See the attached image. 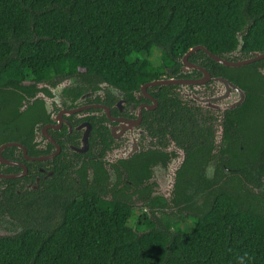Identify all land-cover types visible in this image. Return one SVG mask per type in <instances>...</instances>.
I'll use <instances>...</instances> for the list:
<instances>
[{"label":"flooded vegetation","instance_id":"flooded-vegetation-1","mask_svg":"<svg viewBox=\"0 0 264 264\" xmlns=\"http://www.w3.org/2000/svg\"><path fill=\"white\" fill-rule=\"evenodd\" d=\"M241 48L217 57L264 54ZM199 51L153 54L132 85L61 74L1 84L0 237L68 197L187 222L221 182L264 199V58L229 67Z\"/></svg>","mask_w":264,"mask_h":264},{"label":"trees","instance_id":"trees-1","mask_svg":"<svg viewBox=\"0 0 264 264\" xmlns=\"http://www.w3.org/2000/svg\"><path fill=\"white\" fill-rule=\"evenodd\" d=\"M239 40L264 52V0H0V85L56 74L132 85L155 53L174 60L201 45L223 56ZM230 184L189 222L60 199L0 237V264H264V199Z\"/></svg>","mask_w":264,"mask_h":264},{"label":"water","instance_id":"water-1","mask_svg":"<svg viewBox=\"0 0 264 264\" xmlns=\"http://www.w3.org/2000/svg\"><path fill=\"white\" fill-rule=\"evenodd\" d=\"M240 44H241V41L239 40L238 48L240 47ZM199 50L204 51L215 62H218V63H220V64H222L224 66H229V67L241 66L243 64H247V63H250L252 61H256V60L264 58V54L263 55H259L258 53H254V58L253 59H249V60L238 62V63H233V62H230V61H227V60H223V59L217 57L216 55H214V54L210 53L209 51H207V49L204 46L198 45V46H195V47H192L191 49H189L186 52V54H184L182 59L183 60H187V58L190 55H192L193 53H195V52H197Z\"/></svg>","mask_w":264,"mask_h":264},{"label":"rangeland","instance_id":"rangeland-1","mask_svg":"<svg viewBox=\"0 0 264 264\" xmlns=\"http://www.w3.org/2000/svg\"><path fill=\"white\" fill-rule=\"evenodd\" d=\"M135 214H139V211H135ZM1 227V226H0ZM5 227V226H4ZM0 229H3L2 227Z\"/></svg>","mask_w":264,"mask_h":264}]
</instances>
